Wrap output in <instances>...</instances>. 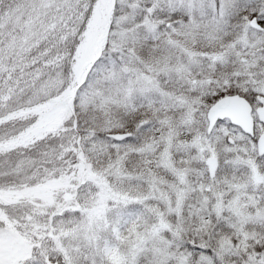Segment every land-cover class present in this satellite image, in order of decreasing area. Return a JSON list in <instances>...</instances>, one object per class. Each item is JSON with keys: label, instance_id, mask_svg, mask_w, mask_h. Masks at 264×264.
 Returning <instances> with one entry per match:
<instances>
[{"label": "snow or ice", "instance_id": "1", "mask_svg": "<svg viewBox=\"0 0 264 264\" xmlns=\"http://www.w3.org/2000/svg\"><path fill=\"white\" fill-rule=\"evenodd\" d=\"M0 264H264V0H0Z\"/></svg>", "mask_w": 264, "mask_h": 264}]
</instances>
